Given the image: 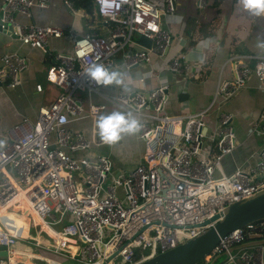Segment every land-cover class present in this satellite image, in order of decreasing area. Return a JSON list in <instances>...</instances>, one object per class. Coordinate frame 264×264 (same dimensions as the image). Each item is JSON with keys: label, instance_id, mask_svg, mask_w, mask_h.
I'll use <instances>...</instances> for the list:
<instances>
[{"label": "built area", "instance_id": "obj_1", "mask_svg": "<svg viewBox=\"0 0 264 264\" xmlns=\"http://www.w3.org/2000/svg\"><path fill=\"white\" fill-rule=\"evenodd\" d=\"M63 2L79 12L71 0ZM94 3L99 14L94 26L103 30L77 34L72 28L16 18L15 12L29 15L32 7H47L49 0L0 2L1 27L9 23L21 42L46 51L51 36L66 32L71 39L70 50L51 52L53 60L45 71L46 82L60 87L56 97L40 105L34 119L24 116L1 136L0 245L6 246L7 254L0 256V264H13L12 245L18 240L70 259L80 252L84 264H118V257L123 264H135L200 234L214 222L202 224L204 220L264 187V141L251 154L253 163L247 161L231 173L215 176L221 158L236 147L232 116L221 106L251 74L264 90V54L231 53L224 63L231 77H218L208 105L196 112L167 114L169 82L156 70L188 77L199 72L184 52L164 59L172 35L161 17L174 12V0ZM205 3L198 0L199 6ZM157 59L163 64L156 68ZM0 60V84L20 85L27 55L4 52ZM93 64L127 73L125 82L131 88L115 95L102 92L104 85L87 75ZM146 74L153 75L156 84L145 86ZM35 88L41 90L42 83ZM94 92L102 102L92 100ZM212 109L218 113L215 127L209 129L206 115ZM114 111L131 112L141 121L143 127L135 137L144 143L140 160L117 174L109 154L95 151L104 144L96 118ZM88 116L93 119L89 135L69 127L71 120ZM253 130L264 138V107ZM22 212L29 214L26 224ZM38 218L46 226L35 224ZM255 238H264V218L225 233L204 258L210 261L223 255L217 264H264L261 255L233 248Z\"/></svg>", "mask_w": 264, "mask_h": 264}, {"label": "crops", "instance_id": "obj_2", "mask_svg": "<svg viewBox=\"0 0 264 264\" xmlns=\"http://www.w3.org/2000/svg\"><path fill=\"white\" fill-rule=\"evenodd\" d=\"M205 2L204 6H199L198 0H174V12H168L161 17L163 26L168 28L172 35L164 59L184 52L187 54L189 63L199 70L197 76L194 77L164 69L156 70L169 82L168 98L164 108V112L167 114L180 113L182 110L196 112L208 105L218 77H231L230 67L227 63L224 64L231 53L238 51L253 55L264 54V47L258 46L261 43L260 38H264V18H250L236 4V0H205ZM75 7L79 9V12H72L63 0H49L47 7H32L29 15L15 12V16L21 22L57 25L65 30L72 28L77 34L94 29V22L88 24L90 14L84 7L76 5ZM177 17H182V20L177 22ZM98 30L101 32L103 29L98 28ZM208 37L214 38L216 43L209 48H198L197 45ZM70 48L71 39L66 32L59 37H49L47 40L48 50L43 51L0 31V54L18 51L28 57V66L21 73L22 82L20 85L10 88L0 84V141L9 126L24 116L34 119L39 106L49 103L56 97L60 91L59 86L46 82L45 71L53 60L52 51H68ZM200 59H204L205 62L201 64ZM156 61V65H159L160 60ZM252 62L251 58L250 63ZM119 72L123 73L121 70ZM156 82L153 75L146 74L145 86H153ZM36 83H42L41 90H36ZM119 86L122 88L119 89ZM129 88H131V84L124 80L122 85L111 84L100 89L106 94L115 95L117 92H124ZM80 94L85 95V92L81 91ZM92 100L102 102L103 99L94 92ZM85 105L87 106V103ZM221 107L232 116L236 147L221 158V167L215 170V176L231 173L236 166L245 165L247 161L253 163L255 158L250 157L251 154H254L263 144V136L253 130V125L264 107V90L260 80L251 74L246 84L223 102ZM217 113L216 109H212L206 115L209 129L215 127ZM76 120L78 119L71 120L68 124L72 130H80ZM135 139L139 141L136 137ZM142 151L137 152V157L131 165L112 168L113 173L117 174L132 168L140 160ZM119 162H122V158ZM259 239L261 238L249 240L242 247L264 258V244L256 242ZM13 248L16 250L13 259L21 261L17 264H44L47 263L45 259L49 261L56 259L27 247ZM43 249L52 252L46 248ZM35 260L38 262L34 263Z\"/></svg>", "mask_w": 264, "mask_h": 264}, {"label": "water", "instance_id": "obj_3", "mask_svg": "<svg viewBox=\"0 0 264 264\" xmlns=\"http://www.w3.org/2000/svg\"><path fill=\"white\" fill-rule=\"evenodd\" d=\"M1 16V9H0ZM12 26L6 23L0 31L17 38L11 31ZM264 218V187L254 194L228 204L222 214H214L202 222L213 224L206 227L200 234L178 243L174 247L157 252L135 264H197L199 260L210 253L219 238L236 227L243 226L249 222ZM246 242L233 246L242 247ZM264 244V238L256 241ZM115 253V252H114ZM113 253V254H114ZM7 254L6 246L0 245V256ZM112 254V255H113ZM264 254V250H263ZM218 255L214 256L207 264H213ZM47 264V263H44Z\"/></svg>", "mask_w": 264, "mask_h": 264}, {"label": "clouds", "instance_id": "obj_4", "mask_svg": "<svg viewBox=\"0 0 264 264\" xmlns=\"http://www.w3.org/2000/svg\"><path fill=\"white\" fill-rule=\"evenodd\" d=\"M236 4L250 18H264V0H236ZM177 22L182 20V17H177ZM259 47H264V38H260ZM216 43L212 37L205 38L197 45L198 48H209ZM201 64L205 62L200 59ZM87 75L95 80L98 85H122L124 84V75L119 71H110L103 64H93L87 69ZM95 127L98 130V135L102 143L112 145L121 140L124 135H134L141 131L143 127L141 121L131 112L123 113L114 111L108 115H101L95 121ZM4 142L0 141V147H3Z\"/></svg>", "mask_w": 264, "mask_h": 264}, {"label": "rangeland", "instance_id": "obj_5", "mask_svg": "<svg viewBox=\"0 0 264 264\" xmlns=\"http://www.w3.org/2000/svg\"><path fill=\"white\" fill-rule=\"evenodd\" d=\"M163 15L164 14H162V16ZM98 19H99L98 13H96L94 16L90 15V16H88V21H89L88 24H91V23L97 21ZM94 29L97 30L98 28L96 26H94ZM168 58H170V57H168ZM162 64H163V62L161 63V65ZM161 65H156V68H157V66L159 67ZM143 68H146V66L143 65ZM126 79H128L127 73L124 76V80H126ZM133 83L135 85H138L137 80H134ZM121 88H122V86H119V89H121ZM58 89L60 90V87ZM101 115H106V114L100 113V114H98L96 119H98ZM76 122H77V126H79V129L81 131L85 132L87 135L90 133L91 126L93 123L92 117H90V116L83 117V118L76 120ZM143 147H144L143 141L142 140L136 141L135 134H134V135H124V136H122L121 140H119L118 142H116L115 144H112V145H107V144L100 145L99 147H97L95 149V151L108 153L110 158H111V161H112V168L116 169L120 165H122L124 167L126 165H131V163H133L132 161L135 159V157H137V152L139 150H143ZM120 158H122V162H119ZM19 214L22 216V218L26 224L27 220L29 219V214L23 213V212L19 213ZM66 221H67V219L64 218L63 222H66ZM55 227H58V225ZM29 235H32V234L29 233ZM44 236L45 235H43V238H44ZM79 243L82 244V242H80V241H79ZM12 247H23V248L27 247L30 250H35L38 252L48 254L49 256L55 257L56 259L65 262L66 264H84L83 262H81L79 260V257H81L80 252L78 253L77 258L70 259V258H67L64 256H60L58 254H54L52 252H48L47 250H44L43 248H39L38 246H34L33 244H29V243H27L25 241H21V240H18L15 244L12 245ZM222 260H223V255L220 256L214 262V264H217V263L221 262ZM115 261L118 264L124 263L122 261L121 257L116 258ZM36 262H38V260H35L34 263H36Z\"/></svg>", "mask_w": 264, "mask_h": 264}, {"label": "trees", "instance_id": "obj_6", "mask_svg": "<svg viewBox=\"0 0 264 264\" xmlns=\"http://www.w3.org/2000/svg\"><path fill=\"white\" fill-rule=\"evenodd\" d=\"M76 6L84 7V9L89 13L90 15L94 16L96 12V5L94 3V0H72ZM209 260L206 258H202L197 264H207Z\"/></svg>", "mask_w": 264, "mask_h": 264}, {"label": "bare ground", "instance_id": "obj_7", "mask_svg": "<svg viewBox=\"0 0 264 264\" xmlns=\"http://www.w3.org/2000/svg\"><path fill=\"white\" fill-rule=\"evenodd\" d=\"M35 224H41V225H45L46 223L42 222L40 218L35 219ZM46 226V225H45ZM48 228V227H47ZM14 264H17L19 262H21L19 259H13Z\"/></svg>", "mask_w": 264, "mask_h": 264}]
</instances>
